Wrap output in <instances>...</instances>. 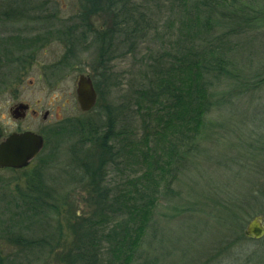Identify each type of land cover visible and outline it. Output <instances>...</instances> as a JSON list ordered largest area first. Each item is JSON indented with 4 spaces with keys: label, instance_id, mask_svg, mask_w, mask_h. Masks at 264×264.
Returning <instances> with one entry per match:
<instances>
[{
    "label": "rangeland",
    "instance_id": "rangeland-1",
    "mask_svg": "<svg viewBox=\"0 0 264 264\" xmlns=\"http://www.w3.org/2000/svg\"><path fill=\"white\" fill-rule=\"evenodd\" d=\"M85 1L28 0L23 17L0 18L1 37L21 34L38 40L33 60L4 72V137L30 130L45 138L44 148L27 168H0V264H69L67 255L76 239L72 224L93 218L97 210L82 162L99 152L97 143L83 144L72 135V120H91L103 128L108 119L105 106L120 136L113 142L115 161L106 168L105 187L114 195L134 191V183L146 195L156 189L153 215L130 264H264V237L255 240L244 234L250 220L264 217V0H227L212 10L211 0H198L197 6L185 0H134L143 14V35L114 36V58L108 63L113 84L87 113L77 102V80L97 66L103 44L88 32L87 40L77 41L74 58L64 60L68 55L59 42L65 40L53 34L75 24L74 38H80L79 16L84 13H89L87 21L94 31L111 26L108 13L86 10ZM229 2L234 4L228 9ZM3 6L0 0V12ZM191 50L212 64L222 59L224 70L220 80L212 76L207 88L205 84L212 106L196 134L198 145L188 151L184 139L173 154V144L162 137L163 128L144 126L158 106L142 93L159 70L170 66L179 84L186 75L174 59ZM201 69L204 78L206 70ZM20 102L31 109L25 118L15 119L11 108ZM154 157L159 158L158 166ZM43 165L46 182L54 190L48 200L55 207L43 204L41 211L31 214L23 204L28 198L26 175ZM151 171L152 176L142 175ZM249 190H262L263 200H246L251 204L246 214L232 219L218 213L214 202L236 201ZM121 217L117 213L109 226ZM108 260L109 243L103 242L100 264Z\"/></svg>",
    "mask_w": 264,
    "mask_h": 264
},
{
    "label": "trees",
    "instance_id": "trees-1",
    "mask_svg": "<svg viewBox=\"0 0 264 264\" xmlns=\"http://www.w3.org/2000/svg\"><path fill=\"white\" fill-rule=\"evenodd\" d=\"M27 1L4 0L0 18L3 16L2 19L15 20L23 17L24 10L22 9H25L24 6L28 3ZM213 1L215 2L213 3ZM226 1L211 0L208 8L212 10L214 7H222L227 3ZM185 2L186 4L193 3L195 6L198 4V0H185ZM134 3V0H86V10H91L92 12L102 10L108 13L112 20L111 26L107 27L106 30L98 29L94 31L91 24L87 21L89 13H84L79 16L81 19L79 24V27H81L80 38H74L75 24L65 29L54 30L53 34L64 40L73 41L76 39L75 41H79L87 40L88 32H93L95 39L103 44L101 51L107 53L109 63H111L114 58L112 57L114 36L123 35L128 39H136L139 35H143L144 29L140 24L143 14ZM233 4L229 2L228 9ZM255 18H247V21L252 22ZM45 35L46 31L39 36ZM37 41L21 34H10L6 37H1L0 35V84L5 76L4 72L11 73L17 68H23L29 59L33 60L32 51L35 50L36 46L34 44ZM100 56L102 55L100 54ZM174 60L180 65L181 71L186 75L185 78L181 79L179 84H176V73H174L173 66H170L166 70H159L149 90L142 93L150 104L153 103V105L158 106L155 114L152 113L150 118L144 120V126L146 128L151 127V130L153 127H155L154 129L163 128L165 131L162 137L173 144L170 149L173 154L176 150L178 151L175 146H183L184 139L187 141L188 151L192 148L195 149V146L198 145L199 139L196 134L204 126L205 114L212 106V101L206 94L205 84L207 88V84L211 83L212 76L220 80L224 70L222 59L219 58L212 64L210 60L207 61L206 57L201 59V56L192 50L189 54H182ZM58 66L59 64L53 67L56 69ZM201 68L206 70L204 78H201ZM95 84L98 94L102 98L104 91H107L110 85L113 84L111 71L109 70L107 74L97 76ZM107 107L105 106L103 109L107 111L108 115L103 128H99V125L91 120H72V135L78 137L83 144L87 140L91 143H97L99 152L97 155L91 158L88 157L86 161L82 162L87 184L92 187V199L97 210L93 218H82L72 224L76 239L74 247L67 255L69 264H100L101 243L103 242L109 243L110 260L106 264H130L131 258L134 257L135 249L142 239L144 227L149 223L153 215V209L157 201L156 189L153 190L154 193L149 192L146 195V191H140L137 183H134V191L127 190L116 195L105 187L106 168L115 161L116 152L113 142L120 138L114 129L115 120L113 116L108 114H111V109ZM145 138L149 140L148 133H146ZM177 142H181V144ZM186 154L187 152L184 153V155ZM149 155L150 153L143 157L145 161H147V156ZM75 161H80L79 157ZM153 161H156V166L160 163L158 157H154ZM166 164L169 166L168 162ZM46 165L37 167L32 174L26 175L28 181L26 182L24 195H28V198L23 201V204H25L26 210L30 213L32 212L31 214H37L41 211L43 204H46L48 208L55 207V204L48 200V197L53 199L54 190L45 179L44 169ZM148 173L152 176V171L144 172L142 175H148ZM139 179L141 180V177ZM27 192L30 194H27ZM261 192L262 190H254L253 192L249 190L248 193L242 196L237 195V202H214V206L218 208V213L227 216L224 218H228L229 215L232 219L238 218L242 213L246 214L248 209L251 210V204L246 202V200L252 201L254 197L259 198L261 201L263 200V197L260 196ZM35 195L37 197H34ZM117 213L118 215H123V217L109 226ZM23 214L27 215V212L25 211Z\"/></svg>",
    "mask_w": 264,
    "mask_h": 264
},
{
    "label": "water",
    "instance_id": "water-1",
    "mask_svg": "<svg viewBox=\"0 0 264 264\" xmlns=\"http://www.w3.org/2000/svg\"><path fill=\"white\" fill-rule=\"evenodd\" d=\"M77 102L83 112L92 110L97 102L98 94L92 79L80 75L77 80ZM29 105L20 103L11 110L15 119L26 117ZM45 113L44 118H47ZM45 144L44 137L34 131L13 132L3 138V129L0 125V168L22 169L27 167L36 158ZM244 234L246 237L259 240L264 237V217L255 216L247 224Z\"/></svg>",
    "mask_w": 264,
    "mask_h": 264
},
{
    "label": "flooded vegetation",
    "instance_id": "flooded-vegetation-1",
    "mask_svg": "<svg viewBox=\"0 0 264 264\" xmlns=\"http://www.w3.org/2000/svg\"><path fill=\"white\" fill-rule=\"evenodd\" d=\"M97 42V41H96ZM59 44H61L62 45V48L65 50V52L67 53V55L68 56H65V58H64V60H66V59H71L72 60V58H74V55H75V51H74V49H75V47H76V45H78V44H80L79 42H77V41H72V40H65V41H60L59 42ZM86 44H88V43H86ZM94 44H99V43H95L94 42ZM67 48L69 49V50H67ZM42 49V48H41ZM43 49H44V47H43ZM67 50V51H66ZM64 52V53H65ZM102 53H101V55L102 56H100L99 57V59H98V64H97V66L94 68V70L92 71V70H90V73H88L87 75L92 79V81H93V84H94V88L96 89V91L98 92V90H97V86H96V84H95V78L97 77V76H99V75H102V74H105V73H107L108 72V69H109V59H108V56L107 57H105L104 55H105V51H101ZM65 53V54H66ZM61 61V62H64L65 63V61ZM70 60V61H71ZM20 103H22V102H20ZM20 103H17V104H15L12 108H14V107H16V105H18V104H20ZM11 108V109H12ZM31 108H30V105H29V110H30ZM28 110V111H29ZM33 113L34 114H36L37 112L35 111V110H33ZM4 131V130H3ZM27 131V130H26ZM16 132H18V131H16ZM20 132H23V131H20ZM19 132V133H20Z\"/></svg>",
    "mask_w": 264,
    "mask_h": 264
}]
</instances>
